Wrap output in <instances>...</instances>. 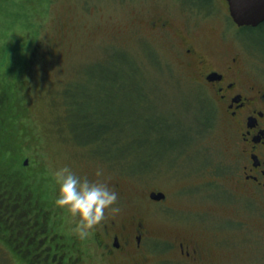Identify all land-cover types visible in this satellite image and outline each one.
Returning <instances> with one entry per match:
<instances>
[{"label": "rangeland", "instance_id": "obj_1", "mask_svg": "<svg viewBox=\"0 0 264 264\" xmlns=\"http://www.w3.org/2000/svg\"><path fill=\"white\" fill-rule=\"evenodd\" d=\"M221 1L0 0V97L9 93L6 116L19 114L12 130H22L14 170L37 174L39 191L25 199L41 196L54 225L76 219L55 204L53 171L68 164L95 179L102 168L119 192L120 211L106 219H143L159 243L194 238L213 249L207 264H264V202L238 191L230 130L181 54L187 23L202 49L246 45L264 63V25L237 26ZM159 18L169 30L152 27ZM7 242L0 264H22ZM156 258L177 261L163 250Z\"/></svg>", "mask_w": 264, "mask_h": 264}, {"label": "flooded vegetation", "instance_id": "obj_2", "mask_svg": "<svg viewBox=\"0 0 264 264\" xmlns=\"http://www.w3.org/2000/svg\"><path fill=\"white\" fill-rule=\"evenodd\" d=\"M170 23V19L159 18L152 27L169 30ZM189 31L186 23L180 31L185 42L181 54L185 64L195 71L194 80L211 90V110L230 130L236 187L264 202L263 60L256 57L254 48L244 44L236 45L240 50L202 49ZM223 34L226 37L227 33ZM53 215L49 214L47 220L27 221L26 235L12 238L8 247L22 264H157L160 250L173 254L177 259L172 260L173 264H207L212 260L213 249L189 236L159 243V235L143 219L117 222L105 217L81 239L72 231L76 221L69 225L63 219L61 225H54L50 221Z\"/></svg>", "mask_w": 264, "mask_h": 264}, {"label": "trees", "instance_id": "obj_3", "mask_svg": "<svg viewBox=\"0 0 264 264\" xmlns=\"http://www.w3.org/2000/svg\"><path fill=\"white\" fill-rule=\"evenodd\" d=\"M203 1L207 4L210 0ZM261 25H264V23ZM12 86L13 85L11 84L10 87L12 88ZM99 88L101 91L106 92L105 87L102 89L101 84ZM82 92L84 94L86 93L83 97L86 98L88 103H90L91 100L89 101L87 98V93H90L88 88H83ZM8 98L9 93H7L6 98L0 97V237L7 239V244L9 245L11 241H13V237L21 236V238H23V236L26 235L27 228L25 225L27 221H40L41 217L42 219H48L51 210L41 206V201L39 200L41 196L39 195L37 196V202H30L31 206H29L30 203L26 201V199L28 200V197L33 195V191H39L38 187L34 184L38 176H36L37 174L33 175L32 172L24 173L20 170L21 167H19V164L17 163L18 158L21 157L20 150L23 149V146L20 143H17L22 137V130L18 131L19 134L16 130H12L16 128L15 126L18 123L20 116L14 112L10 117L6 116V114L11 111V108L9 109L10 106L8 107V102L5 103ZM96 99L98 102L100 101L102 103L101 99ZM2 101L3 103H1ZM109 105L111 108H116L111 102ZM101 114L102 113H99V115ZM117 115L113 113L111 117ZM80 120L82 121H78V123H83V119ZM86 122L88 123L89 131L96 132V139L104 138V135L107 134L104 129H94L93 121L91 123H89L90 120ZM120 124L116 125L115 128L110 127L108 135H110L111 131L114 132L115 129L120 127ZM11 136L17 137V140H12ZM15 164H17L20 169L18 168V170H14ZM14 195L17 196L16 200L11 198V196ZM35 217L36 219H34Z\"/></svg>", "mask_w": 264, "mask_h": 264}, {"label": "clouds", "instance_id": "obj_4", "mask_svg": "<svg viewBox=\"0 0 264 264\" xmlns=\"http://www.w3.org/2000/svg\"><path fill=\"white\" fill-rule=\"evenodd\" d=\"M52 175L58 185L55 204L76 219L72 231L79 238L87 237L109 212L115 214L120 211L117 204L119 192L102 178V168H97L95 179L78 174L68 164L56 168Z\"/></svg>", "mask_w": 264, "mask_h": 264}, {"label": "water", "instance_id": "obj_5", "mask_svg": "<svg viewBox=\"0 0 264 264\" xmlns=\"http://www.w3.org/2000/svg\"><path fill=\"white\" fill-rule=\"evenodd\" d=\"M229 6L230 17L239 27H258L264 23V0H226ZM29 160L25 161L28 165ZM151 198L163 200L164 193L153 192Z\"/></svg>", "mask_w": 264, "mask_h": 264}]
</instances>
